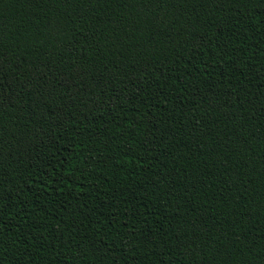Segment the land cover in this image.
<instances>
[{"label": "trees", "instance_id": "obj_1", "mask_svg": "<svg viewBox=\"0 0 264 264\" xmlns=\"http://www.w3.org/2000/svg\"><path fill=\"white\" fill-rule=\"evenodd\" d=\"M0 264H264V0H0Z\"/></svg>", "mask_w": 264, "mask_h": 264}]
</instances>
